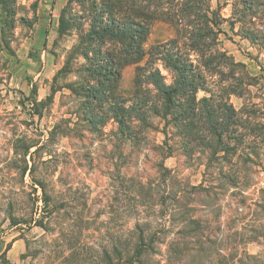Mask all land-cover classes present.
<instances>
[{
    "label": "rangeland",
    "instance_id": "1",
    "mask_svg": "<svg viewBox=\"0 0 264 264\" xmlns=\"http://www.w3.org/2000/svg\"><path fill=\"white\" fill-rule=\"evenodd\" d=\"M116 1L0 0V264H264V0H155L172 22L145 21L142 47L176 40L206 103L188 137L147 114L134 139L113 119L120 100H93L108 75L92 34ZM203 25L214 35L195 47ZM146 60L120 72V116Z\"/></svg>",
    "mask_w": 264,
    "mask_h": 264
},
{
    "label": "trees",
    "instance_id": "2",
    "mask_svg": "<svg viewBox=\"0 0 264 264\" xmlns=\"http://www.w3.org/2000/svg\"><path fill=\"white\" fill-rule=\"evenodd\" d=\"M144 2L143 7L138 6L137 0H119L106 5V9L112 14L113 22L109 26H100L99 31H94L92 35L96 38L98 44L102 47L106 46L102 56L104 60H101L106 68L99 66V72H106L108 78L111 77L112 80L106 78V84L98 80L95 81L96 87L92 89L95 93L93 100L97 99L98 96L103 101L114 102L120 100L118 104L112 106V109L116 110L113 119L122 132L124 130L129 132L132 139H134V136L136 137L132 124L136 121L143 123L147 114L162 118L171 116L176 122L181 123L182 129L185 130L188 137V135L193 134L196 128L195 117L197 113L195 104L199 102L206 103L205 99L197 100L195 97L197 90L201 88L197 84L199 77L195 76L193 65L189 60L183 58L180 53L172 51V49L177 51L176 40H171L168 44L153 46L150 50L144 51L142 45L148 36V26L145 21L159 18L172 22L171 16H166L168 13L161 10L162 4L159 1L146 0ZM187 2L191 3V1ZM189 3L183 6L181 4L182 7L178 11L181 14L180 16L185 17L184 19H188L192 15L195 16L194 8L190 7ZM210 13L211 18L207 22L216 27L218 25L216 14L215 12ZM180 16L177 15L178 22L183 19ZM202 16L207 18L206 14ZM120 19L123 21L122 24L119 23ZM207 33L214 35L213 30L208 25L191 29L188 32L189 38L193 40L191 45L207 48L203 42V38ZM145 57H147L145 65L136 66L133 78V94L136 105L129 108L131 109L130 114L120 116V113L125 112L122 106L124 101L117 94V83L121 77L120 72L123 67L129 64H137ZM209 57L214 61H219L225 58V55L223 53H210ZM156 61H161L164 67L173 73L171 85L165 83L160 71L154 67ZM108 65L110 67H107ZM144 83L151 85L155 90L156 104L149 100L146 95L147 92L140 95V86ZM187 91H189L188 94ZM179 108V112L172 111ZM207 115L211 117L213 114L208 112ZM210 120L211 118L208 121L211 122ZM212 122L214 124V121ZM213 133L218 139L223 136V132L213 131Z\"/></svg>",
    "mask_w": 264,
    "mask_h": 264
}]
</instances>
